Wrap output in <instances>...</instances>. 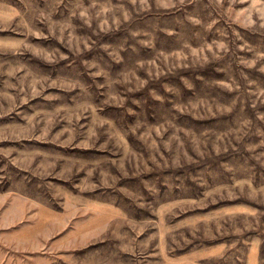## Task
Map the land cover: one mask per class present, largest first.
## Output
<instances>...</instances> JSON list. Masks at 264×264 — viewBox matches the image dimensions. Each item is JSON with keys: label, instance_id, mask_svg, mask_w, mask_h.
Wrapping results in <instances>:
<instances>
[{"label": "rangeland", "instance_id": "rangeland-1", "mask_svg": "<svg viewBox=\"0 0 264 264\" xmlns=\"http://www.w3.org/2000/svg\"><path fill=\"white\" fill-rule=\"evenodd\" d=\"M0 264H264V0H0Z\"/></svg>", "mask_w": 264, "mask_h": 264}]
</instances>
